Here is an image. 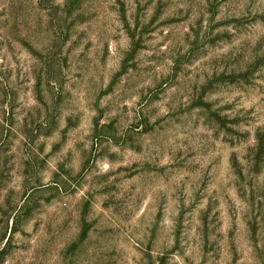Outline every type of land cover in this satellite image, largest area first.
<instances>
[{
    "label": "rangeland",
    "instance_id": "1",
    "mask_svg": "<svg viewBox=\"0 0 264 264\" xmlns=\"http://www.w3.org/2000/svg\"><path fill=\"white\" fill-rule=\"evenodd\" d=\"M0 264H264V0H0Z\"/></svg>",
    "mask_w": 264,
    "mask_h": 264
}]
</instances>
